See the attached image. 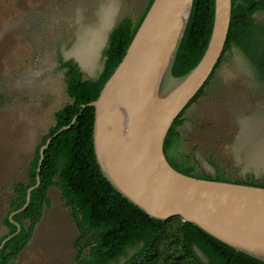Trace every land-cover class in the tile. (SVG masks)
I'll list each match as a JSON object with an SVG mask.
<instances>
[{"label":"rangeland","instance_id":"1","mask_svg":"<svg viewBox=\"0 0 264 264\" xmlns=\"http://www.w3.org/2000/svg\"><path fill=\"white\" fill-rule=\"evenodd\" d=\"M241 2V0H236ZM149 0H0V238L13 187L26 183L36 149L55 126L56 113L71 103L62 62H74L85 80L104 66L115 26L137 24ZM264 27V11L253 16ZM169 156L195 177L264 185V84L252 61L233 46L203 95L183 116ZM25 249L10 264H80L79 232L57 187ZM28 225V223H26ZM179 227L171 223L140 264H173ZM138 250L129 249L124 264ZM179 264H192L181 262Z\"/></svg>","mask_w":264,"mask_h":264},{"label":"water","instance_id":"2","mask_svg":"<svg viewBox=\"0 0 264 264\" xmlns=\"http://www.w3.org/2000/svg\"><path fill=\"white\" fill-rule=\"evenodd\" d=\"M233 0H215L212 35L199 64L173 76L194 0H155L126 55L88 105L95 113L93 146L104 178L123 198L151 219L179 217L218 242L264 263V188L208 181L177 172L164 154L165 139L181 112L200 92L222 56ZM87 107H83L81 114ZM73 122L40 149L37 185L45 152ZM17 232L5 239L0 250Z\"/></svg>","mask_w":264,"mask_h":264},{"label":"trees","instance_id":"3","mask_svg":"<svg viewBox=\"0 0 264 264\" xmlns=\"http://www.w3.org/2000/svg\"><path fill=\"white\" fill-rule=\"evenodd\" d=\"M154 1L149 0L147 9L137 24L134 25L131 19L126 18L112 30L103 53V70L97 79L85 80L74 62H62L66 91L71 103L56 113L55 126L43 137L36 149L27 182L13 187L14 198L10 211L3 219V226L8 229V233L0 238V246L5 239L17 232L15 224L21 227V231L0 250V264H10L29 243L44 209L51 205L47 196L51 187H57L61 191L63 200L71 210L80 234L76 244L78 259L81 260L84 253L89 252L88 258L80 264L117 263L128 256L129 249L138 251L124 264H140L141 259L153 252L159 239L166 234L168 226L174 222L179 227V253L172 257L173 264H264L237 253L179 217L165 222L151 219L114 190L97 164L93 146L95 113L92 107L87 106L98 99L105 83L123 60ZM263 11L264 0H233L230 28L222 56L206 84L174 121L165 139L164 154L177 172L202 180L228 182L223 178L195 177L190 166L178 163L169 156V152L175 149L180 136L179 128L183 125L187 109L203 95L224 55L233 46L252 61L257 78L264 84V27L253 22V16ZM214 16L215 0H194L190 21L174 64V77L185 76L203 58L212 35ZM83 107L87 108L81 114ZM77 116L79 118L73 126L53 140L45 152L39 174L40 185L32 191L27 208L16 215L12 223L10 215L26 205L29 189L37 185L40 149L56 132L68 127ZM235 184L264 188V185L241 181Z\"/></svg>","mask_w":264,"mask_h":264}]
</instances>
